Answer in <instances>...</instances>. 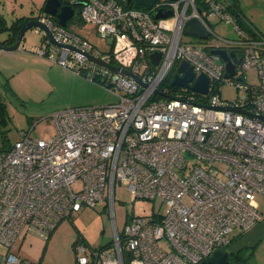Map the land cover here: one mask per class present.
<instances>
[{
  "label": "built area",
  "instance_id": "obj_1",
  "mask_svg": "<svg viewBox=\"0 0 264 264\" xmlns=\"http://www.w3.org/2000/svg\"><path fill=\"white\" fill-rule=\"evenodd\" d=\"M78 1L82 20L96 26L109 51H99L41 12L37 19L56 42L44 35L37 53L107 89L116 101L58 111L51 116L56 129L51 138L21 130L0 151V245L5 248L0 264H37L18 255V240L29 233L47 237L82 204L104 199L105 191L113 242L90 248L77 240L76 264H201L230 244L235 229L246 231L264 217L256 201L264 195V33L247 31L214 0H157L150 10L127 6L129 0L66 4ZM157 10L172 13L154 18ZM191 18L217 41H186ZM212 19L233 23L238 37L218 36ZM213 49L238 51L233 82L224 78L225 61ZM153 52L160 54L156 64ZM183 60L195 77H209L207 93L188 88L171 97L155 93L157 88L167 93L160 86ZM251 69L256 84L245 81L244 71ZM222 82L241 93L222 100ZM77 180L81 185L74 190ZM116 183L132 195L121 235L113 213ZM156 199L161 202L152 214L135 211L141 200Z\"/></svg>",
  "mask_w": 264,
  "mask_h": 264
},
{
  "label": "rangeland",
  "instance_id": "obj_2",
  "mask_svg": "<svg viewBox=\"0 0 264 264\" xmlns=\"http://www.w3.org/2000/svg\"><path fill=\"white\" fill-rule=\"evenodd\" d=\"M45 0H0V16L5 25H10L17 17H35L41 11ZM238 7L248 20L264 33V0H238ZM213 31L218 36L237 38L238 34L233 23L212 20ZM66 28L76 33L98 48L108 52L109 47L100 38L96 26L85 22L80 16L78 8L67 20ZM10 30H0V40L8 38ZM43 31L29 28L18 49L13 51L0 50V100L3 103V114L6 122L0 124V147L12 144L21 130H29L34 138L49 139L55 133L52 115L70 107L101 106L116 101V96L102 86L88 81L77 75L47 56L37 53ZM186 41L198 42L197 37L185 35ZM203 41V40H202ZM217 38L210 35L204 42H216ZM177 64L172 71L176 72ZM246 82L256 84L258 77L255 70L244 71ZM235 78V77H234ZM231 77V81L233 79ZM171 82L164 81L161 88H167ZM178 88V87H177ZM180 88L176 90L179 92ZM222 100H233L241 93L234 84L222 82L219 86ZM81 180L72 184L74 190L79 189ZM104 199L95 206L82 204L81 208L63 218L47 237L29 233L24 239L18 240L16 250L18 255L37 264H76L75 250L71 246L75 237L79 236L90 248H99L113 242L110 205L107 192ZM259 210L264 213V195H256ZM132 195L125 185L115 184L113 213L119 235L122 234L127 214L131 213ZM161 200H141L135 205V211L140 214H152L160 205ZM164 211V207L159 209ZM235 229V233H237ZM251 251V250H250ZM5 248L0 245V254ZM259 252V249L257 253ZM259 260H264V252ZM258 253V254H259ZM244 258L249 264H255L251 256L246 253ZM244 262V260H243ZM264 264V263H260Z\"/></svg>",
  "mask_w": 264,
  "mask_h": 264
},
{
  "label": "water",
  "instance_id": "obj_3",
  "mask_svg": "<svg viewBox=\"0 0 264 264\" xmlns=\"http://www.w3.org/2000/svg\"><path fill=\"white\" fill-rule=\"evenodd\" d=\"M131 1L133 7L138 8L140 6H143L144 8L149 10L152 8V6L157 0H131ZM82 3H83L82 1H78L75 5H81ZM74 11L75 10L73 6L69 4H63L61 0H45L41 8V11L39 13L45 12L54 16L60 25L66 27L67 20L73 16ZM171 13H172L171 10H157L156 12H154L153 16L154 18H162L169 16ZM37 16L29 17V19L21 25L16 35V39L13 43L5 44L3 43V40H0V50L13 51L18 49L25 32L31 27L39 28L41 31H43V34L47 36L52 42H56L52 36L51 30L48 28V26L45 23L39 21L37 19ZM187 27H188V29L186 30L187 34L197 35L201 38L206 37L205 29L196 18L189 19L187 21ZM58 45L65 47L64 44H58ZM211 52L219 55L225 61L224 78L228 79L232 77L235 74L236 65L240 62V57L237 56L236 52L234 50H226V49H213L211 50ZM159 55H160L159 52H153L150 55L154 64L157 63ZM88 57L95 62L103 63L102 60L92 57L91 55H88ZM104 64L115 71H120L122 73L130 74V72L126 69H122L118 66H114L107 63ZM180 72L183 73L182 76L179 75ZM133 77L136 81L141 82L137 76L133 75ZM193 78H194V71L192 69V66H190L186 61L183 60L179 63L176 69V73L172 77L171 84L174 86L188 88L197 93L206 94L209 86V77L204 73H200L194 78L193 83L189 85L188 82L191 81ZM154 92L159 95L171 97V95L161 91L158 88L155 89ZM239 109L241 108H238V110ZM201 264H238V263L232 262L229 253L227 251L218 249L213 251L212 254L209 256V258L206 261L202 262Z\"/></svg>",
  "mask_w": 264,
  "mask_h": 264
},
{
  "label": "crops",
  "instance_id": "obj_4",
  "mask_svg": "<svg viewBox=\"0 0 264 264\" xmlns=\"http://www.w3.org/2000/svg\"><path fill=\"white\" fill-rule=\"evenodd\" d=\"M239 8V7H238ZM240 10V8H239ZM240 14L242 18L248 22L250 27L255 28L258 30L245 16V14L240 10ZM259 31V30H258ZM192 35V34H189ZM196 37V35H193ZM54 230V229H53ZM52 230V231H53ZM238 233V232H237ZM236 233V234H237ZM72 246V245H71ZM264 252V217L260 221H258L253 227L244 231L241 235H239L234 241H232L225 249L229 253V256L232 262L238 264H249L248 258H244V254H248L249 257L251 256V260L255 264L264 263V260L260 261L259 255ZM251 250V251H250ZM247 258V259H246ZM244 260V262H243Z\"/></svg>",
  "mask_w": 264,
  "mask_h": 264
},
{
  "label": "trees",
  "instance_id": "obj_5",
  "mask_svg": "<svg viewBox=\"0 0 264 264\" xmlns=\"http://www.w3.org/2000/svg\"><path fill=\"white\" fill-rule=\"evenodd\" d=\"M198 2L200 3L201 0H198ZM229 4L227 6V10L230 12H233V15L234 17L236 18V20L238 21L239 25L241 27H243L244 29H246L247 31L251 32V28L250 27V23L248 24V22H246V20H244L242 18V15L240 14V10L238 8V0H228ZM127 6H132V1L130 0L129 2H126ZM74 7V10L76 8H78V5H72ZM79 9V8H78ZM29 19V17H25V16H22V17H17L10 25H5L4 23V20L2 19V17L0 16V30H3V29H8L10 30V33H9V36L8 38L4 39L3 40V43L5 44H11L15 41L16 39V35L18 33V30L20 29L21 25L27 21ZM237 53L238 51L235 50ZM175 68V67H174ZM173 68V69H174ZM173 71V70H172ZM172 71L168 74V76L166 77V79L164 80L166 82L167 81H170L172 79ZM163 81V82H164ZM162 82V84H163ZM161 84V85H162ZM167 88H164L166 90V92L169 94V93H173L175 92L176 90H178V88L174 85L171 84V82H169L167 85ZM161 87V86H160ZM160 97V96H159ZM6 122V118L3 114V103L1 102L0 100V124L2 123H5ZM11 144H4L0 147V151L1 150H6L10 147ZM244 231H241V232H238L237 234H234L233 237L230 239V243L232 241H234L239 235H241ZM77 240H82V242L84 244H86L84 242V240L82 238H80L79 236L75 237V240L72 242V247L74 245V243L77 241ZM107 246V245H105ZM101 247H104V246H101ZM226 247L222 248L221 250H224L225 251Z\"/></svg>",
  "mask_w": 264,
  "mask_h": 264
},
{
  "label": "bare ground",
  "instance_id": "obj_6",
  "mask_svg": "<svg viewBox=\"0 0 264 264\" xmlns=\"http://www.w3.org/2000/svg\"><path fill=\"white\" fill-rule=\"evenodd\" d=\"M130 1V0H129ZM170 1H175V0H170ZM207 0H201V2L199 3L198 2V0H197V3L198 4H202V3H204V2H206ZM214 1H217V2H220V3H223V4H225V7H226V10H227V6H228V4H229V2H228V0H214ZM226 2H228V3H226ZM156 3V2H155ZM154 3V4H155ZM153 7V6H152ZM138 8H144L143 6H140V7H138ZM146 9V8H145ZM148 10V9H147ZM150 10V9H149ZM228 11V10H227ZM154 14V13H153ZM213 20V19H212ZM187 29H188V27H187ZM185 33H186V31H185ZM187 34V33H186ZM189 35V34H188ZM196 37L200 40L199 42H204L207 38H208V35H207V33H206V37L205 38H201V37H199V36H197L196 35ZM203 40V41H202ZM194 78H195V73H194ZM193 78V79H194ZM192 79V80H193ZM191 80V81H192ZM191 81H189V82H191ZM188 82V83H189ZM190 85V84H189ZM176 87H178V88H180V89H182V90H184V87H179V86H176ZM192 91V90H191Z\"/></svg>",
  "mask_w": 264,
  "mask_h": 264
},
{
  "label": "flooded vegetation",
  "instance_id": "obj_7",
  "mask_svg": "<svg viewBox=\"0 0 264 264\" xmlns=\"http://www.w3.org/2000/svg\"><path fill=\"white\" fill-rule=\"evenodd\" d=\"M63 4H66V0H61ZM78 8H80V5H78ZM54 17V16H53ZM55 18V17H54ZM239 56V55H238Z\"/></svg>",
  "mask_w": 264,
  "mask_h": 264
}]
</instances>
